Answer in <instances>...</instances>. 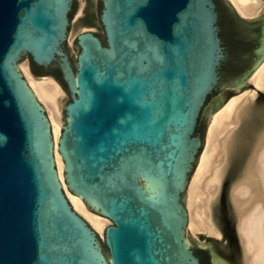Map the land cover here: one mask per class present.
Instances as JSON below:
<instances>
[{
  "label": "water",
  "instance_id": "obj_1",
  "mask_svg": "<svg viewBox=\"0 0 264 264\" xmlns=\"http://www.w3.org/2000/svg\"><path fill=\"white\" fill-rule=\"evenodd\" d=\"M70 2L0 0V264H215L185 243L181 194L222 57L220 4L100 0L104 44L76 33L73 72L62 50ZM256 20L254 65L264 54V17ZM23 54L32 76L59 77L68 92L63 181L110 221L107 255L59 185L45 115L16 68ZM222 217L228 229L214 241L240 264L233 217Z\"/></svg>",
  "mask_w": 264,
  "mask_h": 264
},
{
  "label": "bare ground",
  "instance_id": "obj_2",
  "mask_svg": "<svg viewBox=\"0 0 264 264\" xmlns=\"http://www.w3.org/2000/svg\"><path fill=\"white\" fill-rule=\"evenodd\" d=\"M263 1L228 0L235 12L244 18L259 16ZM16 68L35 100L38 103L40 100L50 110L47 117L39 103L49 129L56 177L68 204L101 233L109 220L91 211L79 195L67 190L63 181V163L57 152L59 129L63 126L59 85L53 77L43 75L33 78L26 74L24 79L17 63ZM251 73L248 80L254 89L235 97L228 96L210 117L203 149L196 156V164L187 177L183 192L185 243L189 245V236H195L201 246L210 250L217 264H226L225 261L234 264L233 256H225L223 248L214 241L221 235L216 215L227 179L233 180L228 189L227 205L229 213L235 216L234 228L242 264H264V106H257L254 99L258 91L264 92V54ZM242 87L239 86L237 91H242Z\"/></svg>",
  "mask_w": 264,
  "mask_h": 264
},
{
  "label": "rangeland",
  "instance_id": "obj_3",
  "mask_svg": "<svg viewBox=\"0 0 264 264\" xmlns=\"http://www.w3.org/2000/svg\"><path fill=\"white\" fill-rule=\"evenodd\" d=\"M219 4H220V9L223 10V12H225V16L228 22L231 24V28L233 29V32H231L229 28L225 27L224 23H221L220 35L222 36V40H221L222 43H220V46H221L222 57L219 60V63L217 66V81L213 87L212 97L205 98L204 104L201 107L200 112H199V122L202 126V129L199 131V139L202 143L200 152L203 149V145L206 139L205 137L207 134L206 133L207 127L209 126L208 124H209L210 117L212 116L216 108L222 105V102L228 96L235 97V96H238V94L246 92L247 90L250 91L251 89L252 90L254 89L253 86L249 83L248 79H250L252 75L251 73L253 69L252 67L254 63L256 62V60L258 59V57L254 54V49L258 45L260 20H256V19L259 17H263L262 14H264V11H263L264 4H263V10L259 16L248 17V18L245 17L246 19H239L232 11H230V9H228L229 8L228 6L230 5L228 0H219ZM100 9H101V3L99 0H73V13L76 11V16L77 15L79 16L78 17L73 16L72 18H70L68 25H67L64 46H62V50L66 53L73 72H75V69H76V62H75V57L77 54V46L75 44L76 33L89 30L93 32L100 39L102 44H104L103 32L99 34V30H102L101 25L99 23V19H98ZM28 60H29V57L26 54L21 55V57L17 60V64L19 68L20 67L22 68V69L20 68V71L22 75L24 76V79L27 78L26 74H28L30 77H33L30 72L31 70L29 71L28 69ZM53 80L59 85L62 91L61 123L64 124V120H65L64 106L69 101V96H68L67 90L62 89L61 84H59L57 80H55L54 78ZM239 86H244L242 87L244 89L240 92L237 91ZM262 95H264V92L258 91L256 94V97L254 98L257 103V106L259 107L264 106V102H261V101H264V98H261ZM38 101L44 108L47 117H49V114H48L50 113L49 108L46 107L43 102L42 104L40 100ZM61 128L62 126L59 129L60 132H61ZM192 171H191V174H192ZM232 181H233L232 179H227L225 181V184L223 186V189L219 197V201L221 204H220L219 211L216 215V223H217V227L220 232L227 231L228 229V223L226 219L222 217V215H224L225 213L227 214L228 221H229L230 214L232 215L233 229L235 233V228H234L235 216L231 212L229 213L228 211L229 209L227 205L228 189H229V186L232 184ZM184 193L181 194V200L183 202V205H185V202L183 201L185 200V198H183L185 197ZM222 200H224L225 202L224 201L222 202ZM76 213L80 215L81 217L83 216L82 214L78 212ZM82 218L84 220L86 219L84 216ZM85 221L89 222L88 220H85ZM108 224H110V221ZM88 225L96 232V237L100 244L101 250L105 255H107V250L103 243V230L101 234L92 227L90 222L88 223ZM189 239H190V243H189L190 248L193 251H195L197 254H202L201 248H206V247L201 246L197 242L195 236L190 235ZM236 239H237V236H236ZM237 243H238V240H237ZM219 246L223 248V251L225 252L224 253L225 256L234 255L232 251V247H230L229 245L227 246L219 245ZM238 248H239V261H240V264H242V254H241L239 243H238ZM206 250L208 254H211L208 248ZM208 256H209L208 260L210 261L212 260L215 264H217L211 258V255H208Z\"/></svg>",
  "mask_w": 264,
  "mask_h": 264
},
{
  "label": "flooded vegetation",
  "instance_id": "obj_4",
  "mask_svg": "<svg viewBox=\"0 0 264 264\" xmlns=\"http://www.w3.org/2000/svg\"><path fill=\"white\" fill-rule=\"evenodd\" d=\"M100 1V0H99ZM101 3V2H100ZM214 3L215 4H219V0H214ZM228 5V4H227ZM70 7H71V9L68 11V16H67V18H68V22H69V20H70V18H72L73 16H75V17H78L79 15H77L76 16V11L73 13V0H71V2H70ZM229 9V8H228ZM231 11V10H230ZM239 19H246V18H244V17H241V16H239L236 12H235V10L233 9V11H232ZM219 17H221L222 18V20H223V23H224V26L225 27H227V28H229V30L231 31V32H233V29L231 28V24L228 22V20H227V18H226V16H225V12H223V10H221L220 9V7H219V11H218V15H217V19H216V26H217V35H218V37H219V33H220V28H219V25H218V18ZM219 39H220V37H219ZM220 43H222L221 42V39H220ZM29 64V67H30V70H31V64L30 63H28ZM40 74H44L45 72H39ZM55 80H57L58 82H59V84H61L60 83V79H59V77H53ZM207 248H201V253L202 254H197L195 251H193V253L194 254H196L201 260H208V255H211V258L213 259V256H212V254H208V252H207V250H206ZM214 260V259H213ZM215 261V260H214ZM217 263V262H216ZM224 263H226L227 264V261H225ZM228 264H229V262H228Z\"/></svg>",
  "mask_w": 264,
  "mask_h": 264
},
{
  "label": "trees",
  "instance_id": "obj_5",
  "mask_svg": "<svg viewBox=\"0 0 264 264\" xmlns=\"http://www.w3.org/2000/svg\"><path fill=\"white\" fill-rule=\"evenodd\" d=\"M221 23H223V20H222L221 17H219V18H218V25H219V28H220V26H221ZM219 37H220V39L222 40V36L220 35V33H219ZM29 61H31V60L29 59ZM30 64H31V63H30ZM35 75H40V73H39V72H35Z\"/></svg>",
  "mask_w": 264,
  "mask_h": 264
}]
</instances>
